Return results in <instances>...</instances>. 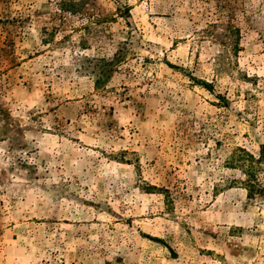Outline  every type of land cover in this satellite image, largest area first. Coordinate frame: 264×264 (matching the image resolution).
<instances>
[{"label":"rangeland","instance_id":"rangeland-1","mask_svg":"<svg viewBox=\"0 0 264 264\" xmlns=\"http://www.w3.org/2000/svg\"><path fill=\"white\" fill-rule=\"evenodd\" d=\"M237 148L264 159V0H0V264H264Z\"/></svg>","mask_w":264,"mask_h":264},{"label":"trees","instance_id":"trees-1","mask_svg":"<svg viewBox=\"0 0 264 264\" xmlns=\"http://www.w3.org/2000/svg\"><path fill=\"white\" fill-rule=\"evenodd\" d=\"M118 10L120 16L124 18L125 22L127 23V20L130 18V14H129L130 8L126 5H122L121 7H118ZM110 65H112V63L103 64L102 67H100L101 71L99 70L96 71V73H94L95 74L94 82L97 88L103 82L102 76H105L106 69H107V73L110 71L109 68H107V66L109 67ZM200 84H203V86L208 90H210L211 88V85H209L208 83L203 82ZM263 161L264 159L262 152L257 158H255L254 156L249 154L245 149H241V148L234 149L227 161L229 168L240 169L247 177L246 180L244 181V186L249 198L253 197L255 194H261L264 192L263 187L259 184V181L257 179V172L258 170L259 171L262 170L261 164L263 163ZM153 190H157L161 194H163L165 197L166 205L169 206V204L172 202V199H170L169 191L164 187L159 189L154 188Z\"/></svg>","mask_w":264,"mask_h":264}]
</instances>
